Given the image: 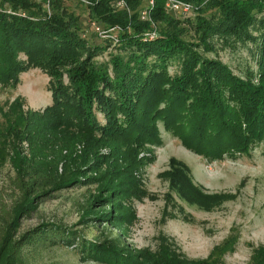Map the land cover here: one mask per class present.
<instances>
[{
    "label": "trees",
    "instance_id": "trees-1",
    "mask_svg": "<svg viewBox=\"0 0 264 264\" xmlns=\"http://www.w3.org/2000/svg\"><path fill=\"white\" fill-rule=\"evenodd\" d=\"M68 1L0 0V86L17 88L21 74L33 66L51 76L52 92V102L40 109L17 97L10 110L17 111L18 119L0 140V165L13 171L11 205L0 197V264H32V249L59 245L75 249L81 262L169 264L167 249L135 248L127 242L138 221L134 203L149 192L146 164L119 137L136 147L160 144L161 121L189 149L211 159L246 152L252 141L264 139V0H185L200 6V12L217 9V21L199 15L201 42L186 39L189 19L167 13L163 0H156L155 26L140 18L146 0H125L131 12L117 9L115 0H73L83 5L78 16ZM91 22L106 30L120 28L119 51L108 62L96 61L106 47L83 37ZM253 26L261 29L258 38L249 30ZM155 27L157 36L146 37ZM222 32L262 39L259 84L201 51L213 50L209 37ZM66 60L72 66L69 85L58 66ZM174 60L180 68L172 75L168 67ZM96 111L103 112L105 124ZM75 187L94 192L82 207V223L109 225L117 234L89 238L55 222L22 231V221L46 198ZM219 250L187 264H220Z\"/></svg>",
    "mask_w": 264,
    "mask_h": 264
},
{
    "label": "rangeland",
    "instance_id": "rangeland-1",
    "mask_svg": "<svg viewBox=\"0 0 264 264\" xmlns=\"http://www.w3.org/2000/svg\"><path fill=\"white\" fill-rule=\"evenodd\" d=\"M66 5L77 16L84 11L83 5L73 0ZM146 5L147 1L143 6ZM217 14L216 8L200 12L199 6L190 17L183 18L189 19L184 23L186 39L201 42L196 31L199 15L205 20L217 21ZM254 26L249 30L258 38L261 29ZM83 37L89 44L106 47L96 57L98 63L108 62L111 55L119 51L114 44L109 45L97 35L93 27L86 30ZM209 41L213 50H201L204 55L223 62L236 76L260 83L262 39L222 32L213 33ZM70 63L66 60V63L58 64L67 85L70 84ZM109 68L111 71L112 66ZM179 68L174 60L168 71L174 75ZM21 79L17 88L0 86V140L6 134V127L18 119L17 111L10 110L17 97L25 98L27 106L34 109L44 108L52 102L51 76L42 68L30 67L21 74ZM96 116L101 123H106L103 112L96 111ZM158 128L161 143L157 145L136 147L134 141L119 137L120 144H125L128 149L135 147L134 155L138 152L137 158L146 164L144 182L149 192V197L134 203L138 221L127 242L135 248L148 247L163 252L166 251L163 248L167 249L164 258L169 264L204 260L216 249L222 251L220 264H264V139L252 141L246 152L225 153L211 159L189 149L163 122H158ZM180 168L182 171L179 172ZM11 174L13 171L7 164L0 165V197L8 205L12 203ZM191 185L196 186V191ZM91 193L94 192L77 187L55 191L31 217L22 221V231L44 222H55L81 230L89 238L117 234L109 225L94 221L89 226L82 223L86 217L82 207ZM28 257L32 264H100L81 262L75 249L61 245L39 246L32 249Z\"/></svg>",
    "mask_w": 264,
    "mask_h": 264
},
{
    "label": "built area",
    "instance_id": "built-area-1",
    "mask_svg": "<svg viewBox=\"0 0 264 264\" xmlns=\"http://www.w3.org/2000/svg\"><path fill=\"white\" fill-rule=\"evenodd\" d=\"M48 1L50 2V0ZM146 1H147V5L140 9V18L144 21L152 22V24L155 26V23L153 22L152 14L156 7L157 2L156 0H146ZM163 1H164V9L167 13H174L175 15L183 18L190 17L196 11V9L199 8V6L185 0H163ZM49 2L47 6L50 12ZM114 6L117 9H124L127 10L128 12H131L130 7L128 6L125 0H115ZM91 25L94 28L97 35H99L101 38L111 39L114 45L118 42V36L116 33L118 30H120L118 26L106 30L96 22H91ZM156 36H157L156 27L154 30L146 33V37H148L149 39H154Z\"/></svg>",
    "mask_w": 264,
    "mask_h": 264
},
{
    "label": "crops",
    "instance_id": "crops-1",
    "mask_svg": "<svg viewBox=\"0 0 264 264\" xmlns=\"http://www.w3.org/2000/svg\"><path fill=\"white\" fill-rule=\"evenodd\" d=\"M49 100L46 101V103H48Z\"/></svg>",
    "mask_w": 264,
    "mask_h": 264
}]
</instances>
